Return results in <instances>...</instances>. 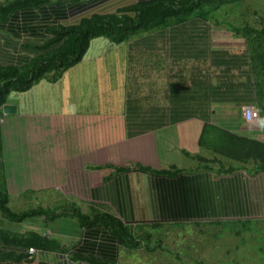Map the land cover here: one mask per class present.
<instances>
[{"label": "crops", "instance_id": "obj_1", "mask_svg": "<svg viewBox=\"0 0 264 264\" xmlns=\"http://www.w3.org/2000/svg\"><path fill=\"white\" fill-rule=\"evenodd\" d=\"M146 1L49 0L12 12L0 20V66L29 64L60 25ZM220 9L119 44L92 39L57 80L9 94L16 112L0 116V188L9 202L61 216L9 222L14 235L33 232L57 248L29 254L0 239V264L132 263L133 250L104 225L82 227L72 206L110 214L136 237L163 226L173 237L214 224L264 226V120L241 118L260 102L259 70Z\"/></svg>", "mask_w": 264, "mask_h": 264}, {"label": "trees", "instance_id": "obj_2", "mask_svg": "<svg viewBox=\"0 0 264 264\" xmlns=\"http://www.w3.org/2000/svg\"><path fill=\"white\" fill-rule=\"evenodd\" d=\"M48 1L12 0L0 6V20L5 22L12 12L39 7ZM236 1L238 0H150L122 8L116 14H92L75 24L60 25L57 29L50 30L51 39L42 47L46 51L34 57L29 64L22 68L0 66V116L2 106L7 104L10 93L25 92L43 79L57 80L82 59L92 39L105 38L119 44L171 22H180L193 15L196 16L197 12H200L198 15L201 17H209L211 12ZM232 29L245 38L252 60L256 62L254 68L255 70L259 68L260 77L256 83L260 88V102L255 107L260 118L264 120V27L255 29L250 26H232ZM263 146L264 144L261 145L262 152H264ZM263 163L264 160L261 161V167H264ZM69 210V215L76 218L82 227L104 225L109 228L118 237L119 242L130 251L150 237L148 233L136 237L130 228L110 214L94 212L91 216L84 215L75 206L69 207ZM0 216L13 224L36 216L50 223L60 217L61 212L42 207L14 212L9 206L8 194L0 189ZM0 239L29 248L33 246L46 247L50 250L57 248L55 241L37 236L33 232L14 235L0 228Z\"/></svg>", "mask_w": 264, "mask_h": 264}, {"label": "rangeland", "instance_id": "obj_3", "mask_svg": "<svg viewBox=\"0 0 264 264\" xmlns=\"http://www.w3.org/2000/svg\"><path fill=\"white\" fill-rule=\"evenodd\" d=\"M10 2V1H9ZM8 3V2H7ZM6 3V4H7ZM3 4V5H6ZM0 5V6H3ZM229 11L228 23L234 26H250L255 29L264 27V0H238L227 4L220 12ZM233 14V15H231ZM224 18V14L222 15ZM259 70V68L257 69ZM256 70V71H257ZM107 73H103L105 83L111 81ZM260 76V71L258 72ZM264 76V75H263ZM107 92H112L107 88ZM115 96V95H114ZM117 96V95H116ZM264 97V96H263ZM112 99V98H111ZM116 100H108L106 105L114 106ZM76 131L78 129H75ZM74 131V126L72 127ZM0 163V186H1ZM2 189V187L0 188ZM11 200V199H10ZM25 202L20 205L16 201L9 202L12 211L35 209L34 203ZM11 204V205H10ZM19 204V205H16ZM2 218V217H1ZM0 228L10 231L9 221ZM190 229L172 235V226H163L159 230H149L148 240L128 255L130 264H261L264 263V226L249 229L233 230L229 225H211L207 229ZM247 228V227H245Z\"/></svg>", "mask_w": 264, "mask_h": 264}, {"label": "built area", "instance_id": "obj_4", "mask_svg": "<svg viewBox=\"0 0 264 264\" xmlns=\"http://www.w3.org/2000/svg\"><path fill=\"white\" fill-rule=\"evenodd\" d=\"M241 118L245 124H253L260 121V115L258 109L253 105H245L241 109ZM29 254L33 253L35 250L33 248L28 249Z\"/></svg>", "mask_w": 264, "mask_h": 264}, {"label": "water", "instance_id": "obj_5", "mask_svg": "<svg viewBox=\"0 0 264 264\" xmlns=\"http://www.w3.org/2000/svg\"><path fill=\"white\" fill-rule=\"evenodd\" d=\"M16 112V106L12 104H4L2 106V115H12Z\"/></svg>", "mask_w": 264, "mask_h": 264}]
</instances>
